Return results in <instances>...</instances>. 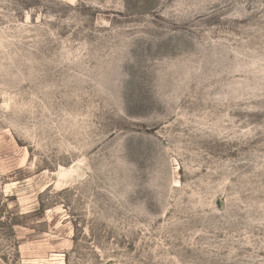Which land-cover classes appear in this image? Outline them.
Masks as SVG:
<instances>
[{
  "label": "rangeland",
  "instance_id": "obj_1",
  "mask_svg": "<svg viewBox=\"0 0 264 264\" xmlns=\"http://www.w3.org/2000/svg\"><path fill=\"white\" fill-rule=\"evenodd\" d=\"M0 264H264V0H0Z\"/></svg>",
  "mask_w": 264,
  "mask_h": 264
}]
</instances>
